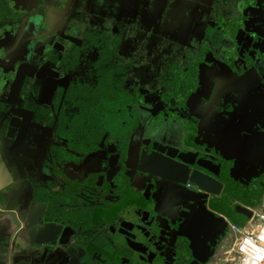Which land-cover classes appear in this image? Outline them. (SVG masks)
I'll return each instance as SVG.
<instances>
[{
  "label": "flooded vegetation",
  "instance_id": "flooded-vegetation-1",
  "mask_svg": "<svg viewBox=\"0 0 264 264\" xmlns=\"http://www.w3.org/2000/svg\"><path fill=\"white\" fill-rule=\"evenodd\" d=\"M58 1L0 0V264H229L231 216L190 175L220 205L263 175L264 0H167L155 48L156 0Z\"/></svg>",
  "mask_w": 264,
  "mask_h": 264
},
{
  "label": "water",
  "instance_id": "water-1",
  "mask_svg": "<svg viewBox=\"0 0 264 264\" xmlns=\"http://www.w3.org/2000/svg\"><path fill=\"white\" fill-rule=\"evenodd\" d=\"M20 71L18 73V78L21 77L20 79L22 80V75L20 74ZM159 148L162 149V146H160ZM172 151L173 150H169V154L174 155L175 153H173ZM179 158L186 164H193V160L187 159L186 156L183 155V153L179 155ZM195 167L210 171V168L204 165V163H200V161L197 162ZM141 169L144 171L156 173V175L158 176L181 183L186 182L190 174L189 169L183 167L182 164L176 163L169 157L160 155L155 151L151 152L150 157L147 161L142 162ZM258 169L260 171L259 174L255 172V175L251 172V176L258 178L262 173L263 175H261L257 183L253 185L252 192L246 196L241 195V197L245 199L243 203L236 202L233 205L230 202H224L220 205L222 199L217 198V196L222 191L221 182L213 180L209 176L197 172L196 170L191 173L190 179L193 182L197 183L199 188L206 191L208 195H212L213 197L211 201L213 202V204L216 206H220L219 208L221 210L228 212L231 216L232 221L236 223H242L251 218L253 214V211L250 206L259 204L264 197V168L259 165ZM17 257L13 258L14 264H20L21 259L20 257Z\"/></svg>",
  "mask_w": 264,
  "mask_h": 264
},
{
  "label": "built area",
  "instance_id": "built-area-1",
  "mask_svg": "<svg viewBox=\"0 0 264 264\" xmlns=\"http://www.w3.org/2000/svg\"><path fill=\"white\" fill-rule=\"evenodd\" d=\"M250 208L253 214L247 221L228 220L230 234L221 250L229 264H264V197Z\"/></svg>",
  "mask_w": 264,
  "mask_h": 264
},
{
  "label": "rangeland",
  "instance_id": "rangeland-1",
  "mask_svg": "<svg viewBox=\"0 0 264 264\" xmlns=\"http://www.w3.org/2000/svg\"><path fill=\"white\" fill-rule=\"evenodd\" d=\"M62 1V0H61ZM66 1V0H65ZM68 1V5H70V2L72 0H67ZM153 1V0H152ZM157 1V0H156ZM155 1V3L153 4L154 6L149 8L151 10V12L149 13V18H150V23H149V27L148 29L152 32V37L150 38V40H147V41H144V46H148L153 43V47L155 48L157 45H163V40L162 38L158 35L159 33V23H160V20L162 18V7L161 5H165L167 0H163V3L160 2V0H158L157 2ZM51 2L53 3V5H51V7H58L59 5V1L58 0H51ZM67 4V2H66ZM78 4V1L76 2V5ZM74 5H75V1H74ZM50 7V10L53 11V8ZM140 6L137 5V11L140 12ZM59 9V8H58ZM7 43L3 42V41H0V49H5V48H8ZM170 46V45H169ZM146 48V47H145ZM155 65V64H154ZM152 74V73H151ZM143 83H147V81H143ZM165 123H161V129L164 128L163 130V133L164 131L166 130L165 128ZM256 125V123L254 124ZM258 126V125H256ZM245 160V159H244Z\"/></svg>",
  "mask_w": 264,
  "mask_h": 264
},
{
  "label": "crops",
  "instance_id": "crops-1",
  "mask_svg": "<svg viewBox=\"0 0 264 264\" xmlns=\"http://www.w3.org/2000/svg\"><path fill=\"white\" fill-rule=\"evenodd\" d=\"M262 201V200H261ZM249 205V204H248Z\"/></svg>",
  "mask_w": 264,
  "mask_h": 264
}]
</instances>
